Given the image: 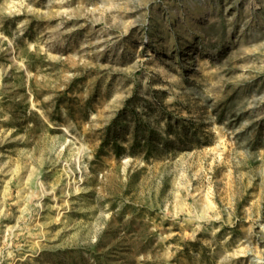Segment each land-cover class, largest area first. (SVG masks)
<instances>
[{"label":"rangeland","instance_id":"1","mask_svg":"<svg viewBox=\"0 0 264 264\" xmlns=\"http://www.w3.org/2000/svg\"><path fill=\"white\" fill-rule=\"evenodd\" d=\"M0 264H264V0H0Z\"/></svg>","mask_w":264,"mask_h":264}]
</instances>
